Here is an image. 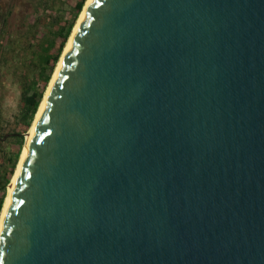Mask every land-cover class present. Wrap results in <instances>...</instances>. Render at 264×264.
I'll use <instances>...</instances> for the list:
<instances>
[{
  "label": "water",
  "instance_id": "1",
  "mask_svg": "<svg viewBox=\"0 0 264 264\" xmlns=\"http://www.w3.org/2000/svg\"><path fill=\"white\" fill-rule=\"evenodd\" d=\"M0 264H264V0H88Z\"/></svg>",
  "mask_w": 264,
  "mask_h": 264
},
{
  "label": "trees",
  "instance_id": "2",
  "mask_svg": "<svg viewBox=\"0 0 264 264\" xmlns=\"http://www.w3.org/2000/svg\"><path fill=\"white\" fill-rule=\"evenodd\" d=\"M85 2L86 0H11L7 10L1 14L0 84L3 88L2 82L8 78L11 84L16 85L20 103L16 123L0 130V214L5 186L11 181L23 143V132L26 129L29 131L31 127ZM19 3L24 9L18 14L15 6L19 10ZM12 12L19 25L11 28L7 17ZM2 91L3 89L1 97ZM9 142L12 143V148L7 149Z\"/></svg>",
  "mask_w": 264,
  "mask_h": 264
},
{
  "label": "rangeland",
  "instance_id": "3",
  "mask_svg": "<svg viewBox=\"0 0 264 264\" xmlns=\"http://www.w3.org/2000/svg\"><path fill=\"white\" fill-rule=\"evenodd\" d=\"M10 1L11 0H0V27H1V14L4 13L7 10L8 5L10 4ZM15 9H16L17 13L19 14L20 12L23 11L24 6L23 5L21 6L20 3H19V10H17L18 8L16 6H15ZM14 17H15L14 12H12L7 17L8 21L11 22V28L13 26H15L16 24L19 25L18 21H16ZM2 83H3L2 84L3 88H1V84H0V108H1V112H0V114H1V116H0L1 117L0 130L1 131L6 129V128H8L9 125L11 126V125L16 123V115L19 113V103H20V95H19L18 87L16 85H14V84H11L8 78H5ZM2 89H3V91H2V97H1V90ZM31 124H32V122H31ZM28 132L29 131L27 129L23 132V143L24 144L22 143V146L20 147V151H19L16 163H18L17 161H19V159H20L19 155H21L22 148H23V146L25 145V143L27 141ZM11 145H12V143L9 142L8 145H7V149L12 148ZM16 163H15V166H16ZM15 166H14L13 172L15 171ZM6 186H5L4 197H6L5 195L7 194ZM4 197H3V201H5Z\"/></svg>",
  "mask_w": 264,
  "mask_h": 264
},
{
  "label": "bare ground",
  "instance_id": "4",
  "mask_svg": "<svg viewBox=\"0 0 264 264\" xmlns=\"http://www.w3.org/2000/svg\"><path fill=\"white\" fill-rule=\"evenodd\" d=\"M87 1H88V0H87ZM87 1L85 2V5H86ZM85 5H84V7H85ZM84 7H83L82 12L80 13L78 19H77V21H76V23H75V25H74L72 31H71V34H70V36H69V39L67 40V43H66V45H65V47H64V49H63V52H62V54H61V56H60V58H59V61L57 62V65H56V67H55V69H54V72H53L52 77H51V79H50V81H49L48 87H47V89H46V91H45V93H44V95H43V98H42L41 103H40V105H39V107H38L37 113H36V115H35V117H34V119H33V121H32L31 127H30L29 132H28L27 141H26L25 145H24L23 148H22V152H21V155H20V159H19V161H18V163H17V165H16V168H15L14 174L12 175L11 182L9 183V185H8V187H7V194H6L5 201H4V203H3L4 205H3V208H2V211H1V214H0V229H1V225H2V212H3V209H4L5 205H6V203H7L8 198H9L11 192H12V189H13V182H14V177H15L16 171H17L18 166H19V164H20V162H21V159H22V156H23L24 150H25V148H26V146H27V144H28V141H29V139H30V137H31L32 131H33V129H34V126H35V124H36V122H37V120H38V118H39V116H40V108H41V106H42V104H43V102H44V100H45V98H46V96H47V94H48V92H49V89H50V87H51V85H52V82H53V79H54L55 73H56V71H57V68H58V66H59V63H60V61H61V59H62L64 53L66 52V50H67V48H68V46H69V44H70V40H71L72 34H73V32H74L76 26H77L78 23H79V20H80L82 14H83V11H84Z\"/></svg>",
  "mask_w": 264,
  "mask_h": 264
}]
</instances>
